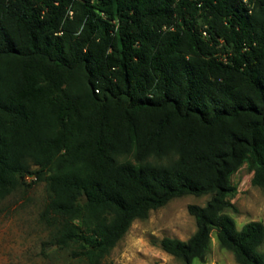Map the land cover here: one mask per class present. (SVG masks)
Listing matches in <instances>:
<instances>
[{
  "label": "trees",
  "instance_id": "trees-1",
  "mask_svg": "<svg viewBox=\"0 0 264 264\" xmlns=\"http://www.w3.org/2000/svg\"><path fill=\"white\" fill-rule=\"evenodd\" d=\"M244 165L264 191V0H0V200L45 183L55 246L100 264L135 220L209 196L162 251L204 262L214 234L264 264V225L226 214Z\"/></svg>",
  "mask_w": 264,
  "mask_h": 264
},
{
  "label": "rangeland",
  "instance_id": "rangeland-1",
  "mask_svg": "<svg viewBox=\"0 0 264 264\" xmlns=\"http://www.w3.org/2000/svg\"><path fill=\"white\" fill-rule=\"evenodd\" d=\"M252 174L242 166L230 178L236 188L231 200L236 212L226 214L237 230L249 222L264 225V191L252 186ZM47 200L45 183H31L0 200V264H88L73 255L74 248H59L51 230L40 221ZM209 196H184L152 211L146 220H135L121 241L100 264H183L160 248L164 238L186 241L195 231L189 205L205 206ZM211 253L204 262L191 264H236L230 252L221 249L211 234ZM264 254V243L259 247Z\"/></svg>",
  "mask_w": 264,
  "mask_h": 264
},
{
  "label": "built area",
  "instance_id": "built-area-1",
  "mask_svg": "<svg viewBox=\"0 0 264 264\" xmlns=\"http://www.w3.org/2000/svg\"><path fill=\"white\" fill-rule=\"evenodd\" d=\"M24 180H25L26 183H31V182L35 181V177H33V176H26L24 178Z\"/></svg>",
  "mask_w": 264,
  "mask_h": 264
}]
</instances>
